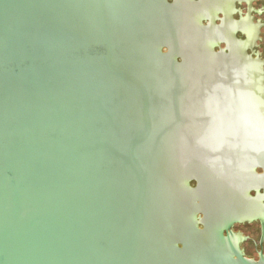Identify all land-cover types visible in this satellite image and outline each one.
<instances>
[{"label":"water","instance_id":"1","mask_svg":"<svg viewBox=\"0 0 264 264\" xmlns=\"http://www.w3.org/2000/svg\"><path fill=\"white\" fill-rule=\"evenodd\" d=\"M189 4L0 0V264H264L224 234L264 62Z\"/></svg>","mask_w":264,"mask_h":264},{"label":"flooded vegetation","instance_id":"2","mask_svg":"<svg viewBox=\"0 0 264 264\" xmlns=\"http://www.w3.org/2000/svg\"><path fill=\"white\" fill-rule=\"evenodd\" d=\"M185 11L187 19L205 26L233 31L240 40L253 41L248 53L264 62V0H194ZM173 2V1H172ZM226 45L221 42L220 48ZM218 51L219 48H216ZM233 191L234 221L224 231L250 261H264V154L256 163L241 168ZM192 186L195 183H191Z\"/></svg>","mask_w":264,"mask_h":264}]
</instances>
